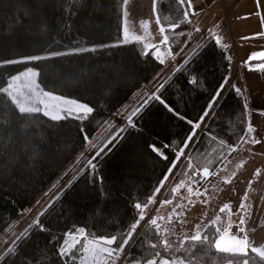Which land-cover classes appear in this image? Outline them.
<instances>
[{
	"label": "trees",
	"instance_id": "trees-1",
	"mask_svg": "<svg viewBox=\"0 0 264 264\" xmlns=\"http://www.w3.org/2000/svg\"><path fill=\"white\" fill-rule=\"evenodd\" d=\"M123 6L121 0H0V60L68 53L28 64L0 66V82L27 67H35L40 73L37 81L44 90L94 109L87 120H79L74 114L60 121H52L42 114L17 120L6 99L0 98V233L86 145L80 129L92 140L91 147L92 143L97 147L102 145L109 133L116 136L108 150L93 161L95 170L87 166L95 149L80 159L74 168L80 165L75 177L42 211L44 215L39 216L47 231L28 227V238L20 245L21 250L4 264H64L57 250L65 234L77 227H83L89 239L120 237L135 215L133 203H143L151 195L177 150L183 147L192 130L187 121L199 120L225 78L228 83L226 91L221 93L223 98L196 129L194 142L184 148V153L191 156L196 166L216 171L236 152L229 155V147L240 146L242 142L240 137L248 126L246 98L241 89L237 93L230 87L233 61L228 48L214 44L213 36L205 38L197 48L199 55L191 54L189 64L175 70L156 93L186 119L178 118L154 99L132 117L135 126L128 123L130 113L121 116L126 122L112 119L163 67L151 51L143 55L146 49L141 42L120 43ZM157 12L165 22L167 33V24L182 19L183 9L175 0H158ZM189 28L187 23L176 29L184 35L175 36L171 41L172 50L181 47ZM93 44L104 45L93 48L95 51H67ZM193 78L196 83L189 82ZM150 145L160 149L167 159L152 151ZM177 168L161 189L163 195L156 197L153 209V204L145 209L146 220L154 216L160 200L169 195L167 189L179 179H187L184 156ZM196 177L200 179L199 174ZM220 217L227 222L226 213ZM161 226L163 229L169 224L161 223ZM140 232L146 233V237H139L143 244L126 247L119 264H129L133 257L142 260L151 251L148 243L163 238L156 237L144 222L137 229ZM168 241L174 247L180 242L176 232ZM161 255L185 253L181 249L161 252ZM212 264L227 262L213 256Z\"/></svg>",
	"mask_w": 264,
	"mask_h": 264
},
{
	"label": "snow or ice",
	"instance_id": "snow-or-ice-1",
	"mask_svg": "<svg viewBox=\"0 0 264 264\" xmlns=\"http://www.w3.org/2000/svg\"><path fill=\"white\" fill-rule=\"evenodd\" d=\"M39 2V0H37ZM122 5L126 6L128 4V0H121ZM157 4L158 0H153V12L156 15V23L160 25L159 32L162 35L163 39L160 44L164 45L168 48V55L172 56V47L171 41L174 40L176 35H184L183 32H176V29L180 27L181 24L191 23L190 14L195 15V12L191 11L192 9V0H187V7H185V0H175V4L178 5L182 12V19H178L176 22L167 24V34H166V26L165 22L162 20V16L159 12H157ZM123 18L127 19L128 12L126 7L122 12ZM43 23V21H41ZM144 25H147L148 22H142ZM196 32H199L200 29L196 28ZM211 31V30H209ZM123 34L125 37H128L129 30L125 23L123 27ZM214 44L216 46L221 45V38L219 36L213 35L212 37ZM134 42H142V37L136 35L133 37ZM125 43L129 42L127 39L124 41ZM146 49L143 52V55L147 56L149 54V49H155V52L152 55L155 59L163 64L164 58L160 55V46L156 44L152 45H143ZM199 47V46H198ZM226 47V46H225ZM202 51V49H200ZM86 51H95V49H78L77 52H86ZM183 51V49H181ZM68 53L64 52H52L48 55H30L21 57L20 59H8V60H0V66L4 65H14V64H28L36 61L51 59L57 56H64ZM192 54L199 55V51L197 49L192 50ZM179 55V53H176ZM264 57V52L253 53L249 57V61L257 58ZM191 55L187 56L181 63L178 65L177 71L180 70L185 65H188L191 60ZM230 60V58H229ZM259 67L264 68V64ZM251 70V68H250ZM40 75L39 72L35 70V67H27L23 72H18L14 75L8 76V78L2 82H0V98L6 99L8 104L10 105V112L13 115L14 119L17 120H26L29 116L34 114H42L45 117H49L52 121H60L66 118L67 115H75V118L79 120H87L89 116L93 113L94 109L84 103H80L75 100H67L64 97L56 96L50 92L43 91L40 89L39 83L36 82L34 78ZM167 81H165L166 83ZM190 83H196L195 78L189 81ZM228 83L227 78L221 83L219 88L216 90L215 94L212 96L211 100L208 102L207 108L200 116L198 121L188 120L187 123L191 125V132L183 143V147L177 150V154L175 159L170 162V167L168 171L163 176V179L159 181L157 187L152 190L151 195L147 197L143 203L136 201L133 203V209L135 211V215L127 226L126 230L122 233L120 237L115 235L111 237H99L96 239H89V234L85 232L83 228L76 229L75 232H69L65 234V239L63 240V244L57 250L58 257L61 260H64V264H75L76 260H81V264H88L89 258L91 259V264H117V261L120 260L121 254L125 253V249L131 248L136 243L143 244L142 240H139V237H146V233L140 232L137 233V229L141 227V223L144 224L152 230L156 237H163L165 233L171 231V229L165 227L162 229L161 223L158 221H164L165 218L163 216L154 215L146 220L145 209L149 207V205L156 203V197L158 195H163L161 189L164 188L165 183L169 181L170 177L174 176L173 169H177L178 164L181 163V157H185V170L184 175L187 177L186 180H178L171 188L167 189L169 195L160 200V207L171 204L173 202V198L175 195L183 188L186 187L188 197H181V203L177 204L172 212L169 213L167 222L171 224L173 222V217L175 216L177 222L182 223L183 221L179 220V217L183 214L182 212H177V208H182L183 203L187 200V203L191 204L192 196H200L206 195L207 188H204V191L201 192V187L207 181L210 175H217V171H210L209 167L200 168L193 163L191 156H185L184 148L189 146V143L194 142L193 137L197 135L196 129L201 127V124L204 123L205 117H207L212 111L214 105L218 103L220 99H222L221 93L226 91L225 84ZM164 87L163 84L156 89V92H159L160 89ZM230 87L234 88L237 93H240L239 88H235V85H230ZM47 98V100L45 99ZM156 100L163 104L167 110L174 115H176L180 119H186L180 116L179 112L176 111L175 108L168 105L159 95L156 93L150 94L147 99L143 101L138 107L133 109V111L128 116V123L135 126L132 121V117L136 116L138 113L142 111V109L147 105L149 100ZM48 101H55L57 103H50ZM245 108L247 105L245 104ZM83 134V140L85 143H91L90 137L87 133L84 132V129H80ZM122 131V130H121ZM255 129L249 123L245 134L240 137V140L243 143H252V144H261L262 140L256 139L255 137H251L250 139H245L247 134L253 133ZM118 135V134H117ZM116 139L115 135L109 133V136L105 138V142L97 147L96 144L92 143V148L95 149L94 153L87 160V166L95 170L96 164L93 163L98 157H100L106 150H108V146L112 143V141ZM215 139V137L213 138ZM221 143H224L221 141ZM237 145H232L229 147L228 154L237 150ZM152 151L156 152L159 156L164 159H167V156L164 153L156 148L154 145L149 146ZM222 162V161H221ZM209 164L212 161L208 162ZM199 174L200 181L197 183L195 177ZM259 169L256 170L255 175H259ZM225 183H230L231 181L228 179L224 180ZM252 181H249L251 185ZM195 186V187H194ZM248 195L245 193L244 197L241 199V203L236 213L232 212L231 204L226 203L220 208L221 213H227L228 217L232 215L239 214L240 218L237 224H233L230 220L225 222L218 215L214 220L210 221L209 225H206L203 230L200 229V226H196V231L191 236H185L182 240H180L179 245L175 246L172 243H169L168 239L160 238L156 242H149L147 247L150 249V253L147 257H144L142 260H136L133 257V261H130L129 264H212V257L218 256L221 259L226 260L227 264H264V249L259 246H254L247 235L246 230V215L247 206L245 201L247 200ZM55 199V198H54ZM201 203H207V198ZM50 206V205H49ZM156 212H159V208L156 209ZM44 215L43 212L38 214V218L33 222L32 225H29V229L34 226L38 228L39 231H47L42 222L39 219V216ZM236 228V232H232V228ZM209 228L213 229V231L209 232ZM254 230V229H253ZM243 235H240V234ZM134 235L137 236V239H134ZM28 238V229H25L24 232L20 233L15 237L14 240L11 241L9 245L5 247L4 252H0V264H4V262L12 256L15 252L20 251V245ZM81 240L84 241L83 245H81ZM117 244V247H111L112 245ZM80 245V247H78ZM15 246V247H13ZM183 250L185 255L183 256H173L166 255L162 256L161 252L170 253L173 251ZM67 257V260L64 258ZM207 257V259H205Z\"/></svg>",
	"mask_w": 264,
	"mask_h": 264
},
{
	"label": "crops",
	"instance_id": "crops-1",
	"mask_svg": "<svg viewBox=\"0 0 264 264\" xmlns=\"http://www.w3.org/2000/svg\"><path fill=\"white\" fill-rule=\"evenodd\" d=\"M236 2L242 4L240 5L242 7L240 12L237 11L234 5ZM125 7L128 16L126 21L123 18L122 31L126 23L129 35L125 37L123 34L122 40L127 39L129 42H133V37L139 35L142 37L141 43L143 45H159L161 51L159 54L162 55V52L165 53V56L162 55L165 61L162 69L147 83L154 82L165 69H168V74H172L178 65H181L182 61L192 54V50L200 46L205 38L213 35L219 36L221 38V46L228 48L233 61V73L230 84L235 85L244 93L248 111V124L250 123L255 129L253 133L247 134L245 139L255 137L256 139L264 141V68L259 67L264 64V57H257L246 63L253 53L264 52V0H192L191 11L195 12V15L190 14L191 23L186 39L177 51L172 50V56L168 55V48L160 44L163 37L159 32L160 25L156 23V15L153 12V0H128V4L123 6V9ZM185 7H187V0ZM144 21H147L148 24L144 25L142 23ZM196 28H199L200 31L196 32ZM149 51L153 53L155 49H149ZM176 53H179V55H176ZM165 80L162 79L157 83L158 87ZM137 95L135 94V97ZM119 119L122 120V118ZM232 156H242L244 159L236 158L235 160H230L232 163L233 161L235 163L236 160H239L242 164L241 170L236 173V179L247 167H253L254 170L259 169L260 174L256 176L261 178L259 185L260 193H256V202L252 201V193L247 194L248 198L245 204L247 211L251 207H254L256 210L264 212V142L261 144H252L250 142L243 143L242 141ZM232 156L226 160L225 164ZM244 156H247L249 159ZM224 165L216 170L217 173H219ZM248 175L249 172H245V178ZM213 176L211 175V177ZM236 181L235 189H231V195L224 196L225 199L219 202L223 205L228 203L227 201H230L229 204H231L233 213H236L240 205L239 202L235 201L237 197L236 191L241 190L238 193L242 194L240 199L245 195V189L239 184L238 180ZM223 194L226 195L225 193ZM154 205H152V209ZM157 208L160 209L162 207L159 204ZM219 213L220 211L218 210L212 214L209 221L201 227V230L206 225H209L210 221L214 220ZM183 224H185V221L182 223L179 222L176 234L180 231ZM191 235H183V238Z\"/></svg>",
	"mask_w": 264,
	"mask_h": 264
},
{
	"label": "rangeland",
	"instance_id": "rangeland-1",
	"mask_svg": "<svg viewBox=\"0 0 264 264\" xmlns=\"http://www.w3.org/2000/svg\"><path fill=\"white\" fill-rule=\"evenodd\" d=\"M234 5L236 6L237 11L240 12L242 9L240 5L242 4L236 2ZM135 32L137 33L136 30ZM124 41L125 40H121L120 43H125ZM103 45L104 44H93L79 48H71L67 51H77L78 49H93L97 47H102ZM162 55L165 56V53L162 52ZM168 73H169L168 69H165L160 73V75L154 82L142 85L139 88V90L135 93L138 95L136 97L134 95L119 110H117V112L112 115V119L119 120V118H122L121 116L125 115L126 117L127 114L131 113L133 109L138 107L140 102H142L144 99H147V97L153 92H156V89L158 88L157 83H159L162 79H167V77L171 75ZM34 79L38 83L37 77ZM40 89L46 91L41 86ZM54 95L61 96L58 94H54ZM64 98H66L67 100H75L67 97ZM45 99L47 100V98ZM48 102L57 103L55 101H48ZM123 120H125V122L127 121L126 118H122V121ZM106 125L107 122L103 126L105 127ZM204 126L205 125H203L202 128H204ZM91 153H92L91 143H87L82 148V150L67 164V166L38 195H36V197L29 203V205H27L18 214V216L0 233V252H4L5 247L9 245L11 241L15 239L16 236L24 232V230L27 229L29 225L33 224V222L38 218V214H40L54 200V198H56L65 189V187L75 177L77 172L80 170V165L75 170L74 168L76 164L79 163L80 159L86 155H90ZM88 157L90 156H87V158ZM244 157L248 158L247 156ZM236 158H242V156L241 157L232 156V158L229 159V161L224 165V167L219 171V173H217V175H214L213 177H211L210 175L208 177L207 181L201 187V192L204 191V188H207L206 195H200L198 197L192 196L191 204L187 203V200H185L183 203V207L176 209L177 212L183 213L179 217V220L183 222L185 221V224L181 226L180 231L177 232L176 234L177 240H182L183 235H188V234L193 235L196 231L197 225H199L201 229V227H203L209 221L212 214H214L218 210L220 211V208L224 204L222 205L219 202L225 199L224 196L227 197L231 195V189H235L237 182L236 180H238L239 184L243 186V188L245 189L244 194L246 192L247 194L252 193V201L256 202V196H257L256 193H260L259 185L261 182V178H258L256 175H252L256 173V170H254L253 167H247L243 173L237 176L236 179V173L237 171L239 172L241 170L240 168L242 167V164L239 160H236L235 163L234 161L233 163L232 161H230V160H235ZM245 172H249L247 178H245ZM196 179L198 181L200 180L198 177H196ZM225 179H228L231 182L225 183L224 182ZM179 180H184V179H179ZM249 181H252L251 185L249 184ZM240 191L241 190L236 191L237 197L235 199V201L239 203H241L240 196H242V194H238L240 193ZM223 193H225L226 195H224ZM181 197H188L186 187L181 189L175 195V197L173 198V202L171 204L163 206L162 208L159 209L158 213L157 212L154 213V215L158 214V216H163L165 218L164 221H160L161 223H163L164 225L166 224L169 213L172 212V209L177 204L181 203ZM206 198H207V203H201V201H204ZM227 202L229 203L230 201ZM247 212L248 215H246L245 219H246V230L249 240L254 246H259L262 247V249H264V212L256 210L254 207H251ZM219 216H221V213ZM239 218H240L239 214H235L231 217H228L226 213L227 222L228 220H230L234 225L238 223ZM177 223L179 224V222ZM79 228H83V227H77L76 229ZM139 231L140 230H138V232ZM177 231H178V227H177ZM232 232L234 233L236 232L235 227L232 228ZM240 235L243 234L241 233ZM83 243L84 241L81 240V244ZM111 247H115V246L112 245ZM119 263L120 260L117 261V264ZM79 264H81V260L79 261ZM88 264H91L90 258ZM157 264H159V261L157 262Z\"/></svg>",
	"mask_w": 264,
	"mask_h": 264
},
{
	"label": "built area",
	"instance_id": "built-area-1",
	"mask_svg": "<svg viewBox=\"0 0 264 264\" xmlns=\"http://www.w3.org/2000/svg\"><path fill=\"white\" fill-rule=\"evenodd\" d=\"M185 3H186V0H185ZM177 224H178L177 219L176 218L173 219V222L171 224H169V226L167 227V228L171 229V231L168 233H165L163 238H166V239L171 238L173 236L174 232H176V230H177V227H178Z\"/></svg>",
	"mask_w": 264,
	"mask_h": 264
}]
</instances>
